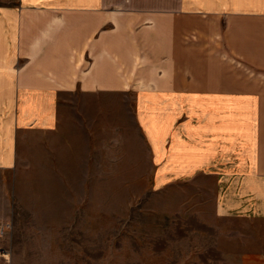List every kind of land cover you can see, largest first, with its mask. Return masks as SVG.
Masks as SVG:
<instances>
[{
    "label": "crops",
    "instance_id": "obj_1",
    "mask_svg": "<svg viewBox=\"0 0 264 264\" xmlns=\"http://www.w3.org/2000/svg\"><path fill=\"white\" fill-rule=\"evenodd\" d=\"M131 90L162 175L210 176L217 214L264 221V0L0 7L1 168L20 134L61 127L63 96Z\"/></svg>",
    "mask_w": 264,
    "mask_h": 264
},
{
    "label": "rangeland",
    "instance_id": "obj_2",
    "mask_svg": "<svg viewBox=\"0 0 264 264\" xmlns=\"http://www.w3.org/2000/svg\"><path fill=\"white\" fill-rule=\"evenodd\" d=\"M136 100L66 95L55 133L20 134L0 167V264H264V221L217 214L210 176L162 175Z\"/></svg>",
    "mask_w": 264,
    "mask_h": 264
}]
</instances>
